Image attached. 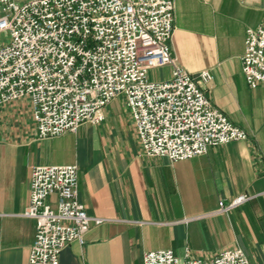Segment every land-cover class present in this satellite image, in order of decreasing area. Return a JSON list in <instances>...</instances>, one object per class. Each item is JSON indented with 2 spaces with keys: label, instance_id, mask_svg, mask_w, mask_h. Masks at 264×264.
I'll return each instance as SVG.
<instances>
[{
  "label": "crops",
  "instance_id": "crops-1",
  "mask_svg": "<svg viewBox=\"0 0 264 264\" xmlns=\"http://www.w3.org/2000/svg\"><path fill=\"white\" fill-rule=\"evenodd\" d=\"M263 21L264 0H175L173 55L195 78L211 72L200 86L247 133L190 158L145 154L124 96L104 108L101 122L48 138L38 137L28 97L7 103L0 121V264H28L36 220L25 211L36 164H77L79 198L89 215L103 219L84 242L62 249L59 264H143L144 253L157 249L209 260L233 247L264 264V85L250 86L242 68L247 28ZM172 69L152 68L149 76L170 79ZM241 193L252 197L215 212ZM48 200L56 207L57 194Z\"/></svg>",
  "mask_w": 264,
  "mask_h": 264
},
{
  "label": "built area",
  "instance_id": "built-area-1",
  "mask_svg": "<svg viewBox=\"0 0 264 264\" xmlns=\"http://www.w3.org/2000/svg\"><path fill=\"white\" fill-rule=\"evenodd\" d=\"M174 20L175 0H0V121L7 103L28 97L38 137H53L101 122L104 108L124 96L147 155L177 161L245 139L200 86L211 72L195 78L178 64L169 45ZM165 65L173 67L170 79L150 78L152 68ZM242 68L250 86L264 85V21L247 28ZM78 186L77 164L33 166L25 215L36 220V234L28 264H59L68 243L84 242L91 225L103 221L88 214ZM250 197L221 200L215 212ZM143 264L252 263L233 247L209 260L150 250Z\"/></svg>",
  "mask_w": 264,
  "mask_h": 264
},
{
  "label": "rangeland",
  "instance_id": "rangeland-1",
  "mask_svg": "<svg viewBox=\"0 0 264 264\" xmlns=\"http://www.w3.org/2000/svg\"><path fill=\"white\" fill-rule=\"evenodd\" d=\"M8 36V33H4L3 34V37L5 38V37H7Z\"/></svg>",
  "mask_w": 264,
  "mask_h": 264
}]
</instances>
